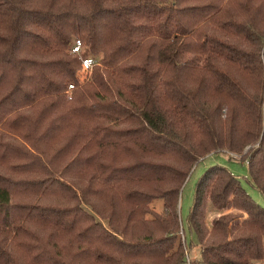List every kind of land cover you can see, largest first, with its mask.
<instances>
[{"label":"trees","instance_id":"trees-1","mask_svg":"<svg viewBox=\"0 0 264 264\" xmlns=\"http://www.w3.org/2000/svg\"><path fill=\"white\" fill-rule=\"evenodd\" d=\"M248 147L264 195V0H0V264H258L228 167L180 217Z\"/></svg>","mask_w":264,"mask_h":264},{"label":"rangeland","instance_id":"rangeland-1","mask_svg":"<svg viewBox=\"0 0 264 264\" xmlns=\"http://www.w3.org/2000/svg\"><path fill=\"white\" fill-rule=\"evenodd\" d=\"M82 74V75H81ZM79 75L80 82H84L85 76L87 73H81ZM249 147L243 153L229 151L227 149H223L221 151H213L207 154L205 157L200 159L193 167L190 172L188 178L186 179L180 197V217L182 224L187 226V218L190 213V209L192 207L194 196H195V188L198 179L201 175L212 165L220 164L228 167L234 174L239 176L243 185L247 189V191L251 194V196L264 206V195L261 191L251 182V176L248 166V161L246 159H242L241 155L248 151ZM154 206L158 210H162L163 201L162 199H157L154 202ZM212 212H210L209 217H211ZM188 235V234H187ZM189 237V236H188ZM190 238L188 239V241ZM199 249H195L193 253L190 255L196 256L198 255ZM184 264H188L187 262ZM258 264H264V260L258 262Z\"/></svg>","mask_w":264,"mask_h":264},{"label":"built area","instance_id":"built-area-1","mask_svg":"<svg viewBox=\"0 0 264 264\" xmlns=\"http://www.w3.org/2000/svg\"><path fill=\"white\" fill-rule=\"evenodd\" d=\"M71 51L73 53H77L78 55L81 56V60H82V72L83 73H87V74H91L93 67L96 65L97 60L95 57L91 56V55H84V43L81 39H76ZM87 76V75H86ZM75 85L74 84H70L69 88H68V93L71 97V92L74 89Z\"/></svg>","mask_w":264,"mask_h":264}]
</instances>
